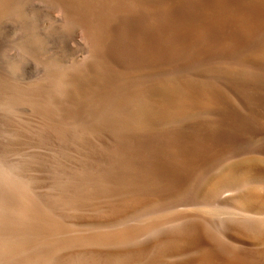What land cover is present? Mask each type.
Returning a JSON list of instances; mask_svg holds the SVG:
<instances>
[{
    "label": "bare ground",
    "instance_id": "obj_1",
    "mask_svg": "<svg viewBox=\"0 0 264 264\" xmlns=\"http://www.w3.org/2000/svg\"><path fill=\"white\" fill-rule=\"evenodd\" d=\"M53 1L66 25L79 29L91 46L95 73L89 77L78 73L73 83L82 84L83 93L106 110L93 113L116 134L105 163L82 168L77 183L68 181L72 192L56 201L72 211L99 195L117 197L106 213L123 224L133 212L144 222L59 240L56 236L68 226L53 209L35 202L26 189L15 192L14 198L0 194V262L54 264L53 251L76 245L123 246L143 234L157 235L159 247L166 246L169 241L158 234L168 206H148L147 200L158 189L171 194L181 189L183 180L175 170H197L205 162L218 166L231 158L238 160L237 187L217 186L214 195L223 199L224 207L232 208L238 227L264 240V194H256L264 191V0ZM7 2L0 0V9H6ZM56 83L62 88L69 85L62 79ZM74 124L81 135L87 129L96 133L82 123ZM211 202L202 197L205 207L211 209ZM3 224L10 225L15 235H9ZM112 224L100 223L96 228L109 229ZM217 227L210 222L203 228L183 227L186 231L174 234L173 240L195 242L204 234L215 243L210 257H220L218 264H264V251L251 256L239 250L232 253L223 234L229 226ZM135 251L121 254L114 263L107 254L94 251L65 260L144 264L147 249Z\"/></svg>",
    "mask_w": 264,
    "mask_h": 264
},
{
    "label": "rangeland",
    "instance_id": "obj_2",
    "mask_svg": "<svg viewBox=\"0 0 264 264\" xmlns=\"http://www.w3.org/2000/svg\"><path fill=\"white\" fill-rule=\"evenodd\" d=\"M7 3L6 9H0V194L14 198L15 192L26 189L35 202L53 209L68 226L66 232L56 236L59 240L142 225L144 219L133 212L128 213L123 224L115 215L106 213L107 206L116 202L117 197L99 195L72 211L57 203L56 198L72 192V184L78 182L82 168H90L96 161L105 163L116 134L93 113L106 110L83 93L82 84L73 83L72 78L78 73L86 77L95 73L91 46L82 32L66 25L64 15L53 0H8ZM56 79L69 85L62 88ZM129 79L136 81L134 77ZM110 119L114 121L111 116ZM74 122L94 128L96 133L87 129L81 135V129ZM237 161L231 158L218 166L205 162L197 170H175L183 180L181 189L172 194L158 189L157 195L147 200L148 206H168L162 214L164 224L158 234L159 238L162 236L169 241L166 246L159 247L157 235L143 234L137 242L123 246L76 245L53 251L54 264H73L65 259L92 251L107 254L114 263L122 259L121 254L135 253L142 246L151 251L143 255L144 264H151L153 260L157 264H206L207 261L218 264L220 257H210L215 243L204 234L195 242L173 240L174 234L183 233L187 226L203 228L207 222L216 229L223 223L229 226L223 234L232 253L239 250L251 256L264 251V240L238 227L232 208L224 207L223 199L214 195L215 187L221 185L235 190ZM11 179L14 182H10ZM68 181L72 184L68 185ZM199 181L206 182L204 188ZM190 185L193 189L187 193ZM256 194L260 196L264 191ZM203 196L212 200L211 209L202 204ZM10 216L18 219L13 214ZM173 216L180 218L179 221L171 223ZM109 222L113 223L109 229L96 228V224ZM2 228L9 235H15L10 225L3 224ZM0 264L26 263L9 259Z\"/></svg>",
    "mask_w": 264,
    "mask_h": 264
}]
</instances>
